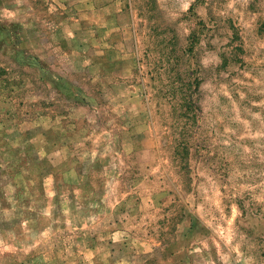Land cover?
Listing matches in <instances>:
<instances>
[{"label":"rangeland","instance_id":"1","mask_svg":"<svg viewBox=\"0 0 264 264\" xmlns=\"http://www.w3.org/2000/svg\"><path fill=\"white\" fill-rule=\"evenodd\" d=\"M0 264H264V0H0Z\"/></svg>","mask_w":264,"mask_h":264}]
</instances>
